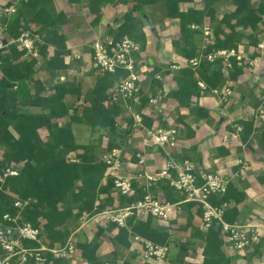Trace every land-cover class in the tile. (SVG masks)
<instances>
[{"label":"trees","instance_id":"obj_1","mask_svg":"<svg viewBox=\"0 0 264 264\" xmlns=\"http://www.w3.org/2000/svg\"><path fill=\"white\" fill-rule=\"evenodd\" d=\"M86 7L94 15L92 23L97 24L101 19V8L106 0H86ZM128 0H115L113 4H127ZM181 0H132L127 11L122 15V21L115 28H107V32L114 33L115 38L127 35L141 46L143 52L146 47L147 37L143 30L144 6L163 2L166 18L179 19V39H172L175 52L181 57L170 63H180V68L171 75L177 88L170 89L167 93L175 100L177 107H187L193 96H200L207 90L219 88L225 82L222 73V59L216 58L213 62L201 60L196 67L188 65V60L195 57L202 45V33L192 25L201 27L205 16L214 23L213 40L202 49L205 54L216 49H238L243 38L249 44L256 45L258 38L255 34L245 36L238 31V27L257 30V25L264 17V0H258L257 5H252L251 0H232L234 9L224 13L217 19L214 15L213 4L217 0H203V9L179 10ZM4 0H0L3 3ZM10 5L9 1L5 2ZM51 6L53 0H26L17 5L16 13L5 20L6 36L4 46L0 48V170L7 166H16L17 174L5 179L0 188V217L8 212L15 214L17 208L13 200L18 198L26 202L20 211L19 221H29L33 225L40 224L44 242L53 246L64 243L70 230L68 223H74L84 216H92L109 208L117 200L115 207H123L136 202L143 194V185L132 181L134 193L130 196L120 194L114 190V177L106 173L107 164L102 156L113 148H124V138L118 139L117 129L123 117L124 108L118 103H109L108 90L112 85V78L106 73H96L92 88L83 93L79 84L68 81H57L49 87L35 77L36 58H27L25 51L18 49L14 40L19 36L21 28L31 29L30 24L36 23L35 32L45 34L43 43L39 45V54L43 59L46 70L65 69L64 55L68 52L65 45V36L58 32L57 27L66 23L65 15L59 12L53 15ZM27 13H29L27 16ZM141 18L140 20L138 18ZM53 45L54 53L48 56L47 47ZM201 52V53H202ZM232 67L228 78L234 80L246 63L238 65L234 57L230 58ZM149 74L153 75L161 69L160 66L149 65ZM169 72V71H167ZM50 73V72H49ZM205 84V89L199 88L197 81ZM162 81L151 78L150 95L155 94V89L160 88ZM50 91L47 93L46 91ZM81 100L79 103L78 101ZM149 96L141 93L136 110H141L148 103ZM25 107V108H23ZM23 108V109H22ZM197 113L208 119V114L203 108H198ZM144 125L151 126L152 119L144 116ZM124 134L127 139L132 134V117L129 116ZM182 123L181 119H178ZM73 123H84L91 132L106 131V139L97 143H77L73 132ZM249 125L251 123H248ZM188 140L194 136L195 131L187 123H183ZM39 129H45L47 136L42 139ZM129 140V139H128ZM190 148H193L192 146ZM136 151L132 152L131 159L136 161ZM176 156H178L176 154ZM180 158V157H178ZM71 159H75L74 161ZM181 160L186 159L185 156ZM160 182V181H159ZM8 186L11 194L4 192ZM164 200L172 203L182 200V196L173 192L172 188L162 181ZM114 193V195H113ZM236 188L230 182L222 200L229 201L233 196L236 199ZM15 197V198H14ZM238 200V199H237ZM236 200V201H237ZM188 207L196 205L187 202ZM196 212L202 215L201 207H196ZM237 214L235 207L227 208L224 220L234 222ZM188 225V223H187ZM114 224L107 227L98 225L91 240L77 241L76 247L86 264H112L117 262V255L111 260H103L98 255L100 237L106 231L115 229ZM221 226L213 221L206 231L196 229V235L201 240V255L199 262L190 261L187 264H229L231 257L222 250L223 239ZM171 232L164 226L156 224L151 217L141 221L131 216L126 225L117 227V232L111 238V243L121 244L126 249L131 245V236L137 235L156 244L169 245ZM29 246H37L32 241H27ZM186 244V243H185ZM185 244H180L176 261L181 264L185 256ZM183 249V251H182ZM136 256L124 257L120 264H131ZM68 260L52 258L45 254L43 264H68ZM110 262V263H109ZM177 263V264H178ZM11 264H19L11 260ZM34 264L33 259L26 263ZM143 264H153L144 262Z\"/></svg>","mask_w":264,"mask_h":264},{"label":"crops","instance_id":"obj_2","mask_svg":"<svg viewBox=\"0 0 264 264\" xmlns=\"http://www.w3.org/2000/svg\"><path fill=\"white\" fill-rule=\"evenodd\" d=\"M72 1L78 2L80 0ZM64 2L65 0H53V5L58 10L57 12H67L68 8L66 9V6L63 5ZM127 2V4L117 3L114 5H110L107 2L102 7V16L97 24L80 26L79 30L72 29L71 27L73 25L69 23H64L57 27L58 32L63 33L65 36V45L68 52L63 58L67 67L65 69L50 71L44 69L42 58L37 60L34 66L35 72L37 74L43 70L46 78L44 82L42 79L40 80L46 87H49L57 81H68L79 84L83 93L93 87L96 73L92 67L90 50H86V45L88 43L90 46V40L97 39L106 33L108 27L115 29L120 24L122 21L121 17L127 11L128 5L132 3V0ZM251 4L257 5L258 0H251ZM203 5V0H181L178 8L183 11L189 8L202 10ZM213 7L214 15L217 19L221 18L224 13L234 9L232 0H217L213 4ZM144 10L145 14L143 17L145 19L142 20L147 43L145 50L142 52V56L149 65H158L162 69L171 61L181 58L175 52V48L171 43L172 39L180 38L179 19L166 18L164 16L165 6L163 2L148 4L144 6ZM117 12L119 13L116 17ZM213 25L214 23L205 16L202 26L212 29ZM68 26L70 27L67 28ZM193 26V28L199 31V28L202 27ZM70 28L72 29L73 35H70L68 32ZM238 31L242 32L245 36L255 34L259 40L254 46L249 44L247 38H243L242 42L238 45L237 53L243 56L242 60L246 64L242 73L236 79L231 80L225 77L224 84L220 86L228 85L232 90V94L227 97L226 101H223L219 95L207 90L200 96H193L189 106L177 107L175 100L167 95L170 89L177 88L175 80L171 78L174 72H170L169 70H166L167 74L158 89L161 90V94L165 93L163 98L165 115L162 117L167 119V122L172 123L178 132L180 153L177 157L181 158V155L182 157L185 156L187 160L191 161L197 167L223 173L229 179L232 187L236 188L239 194H241L239 196L236 193V199L233 196L229 199L228 208L235 207L237 209L234 222L245 223L250 220L260 225V232L262 234L260 240L248 247L244 252L238 253L231 249L226 250L224 247H221L223 252L231 257L229 264H264V120H259L257 117L259 109L262 108L264 110V47L259 46V44L264 43V17L258 23L257 30L238 27ZM41 35L45 36V34ZM204 44V36L202 35L200 49H203ZM54 49L55 47L53 45L47 47L48 56L53 55ZM170 58L171 61L167 62ZM37 68H39L38 71ZM49 74L54 76L53 79L48 77ZM45 82L48 83L46 84ZM143 89L144 91L150 92L151 87L149 82L145 81L143 83ZM154 89L156 92V87ZM46 92L49 93L50 91L48 90ZM81 100L78 102L80 103ZM199 107L207 112L208 119L198 115L197 109ZM134 110H136L135 106ZM144 111L143 117L147 116L152 119L151 125H156L159 122L164 125L168 124L161 119V115H158L154 111H150L149 109ZM173 112L177 118L173 117ZM178 119H181L182 123ZM183 123H187L195 131L191 140H188L186 137ZM248 123L251 124L249 125ZM74 124L76 123H73L72 127ZM72 132L75 137L73 129ZM143 139V133L139 128L132 129L130 139L131 152H126L125 148L122 149V152H124L125 158H128L130 154L132 155L133 151H139L145 157L142 166L148 169H157L163 163L164 156L158 147L151 146L149 148ZM77 143L85 144L84 142L78 141ZM191 146L193 148H190ZM194 157H196V162ZM132 161L134 160L132 159ZM125 168L126 173H128L130 168L132 171V165L131 167L127 165ZM153 191L155 195L161 198L164 197L165 189L162 187V181L153 187ZM180 201L174 202L175 205L170 210L168 220H162L156 223L172 232L171 237L173 239H177L184 232L182 234L185 235V239H189L188 243L192 241L194 244H197L198 242L200 247H196V252H199L200 258L198 257L193 261L199 262L202 258V247L201 240L196 235V229L200 230L201 215L196 212L197 205L188 207L187 202L178 203ZM178 222H183V225H185L184 228L181 226V230H179L180 225H177L179 224ZM116 232L117 230L115 229L104 232L112 234L108 238L111 245V238ZM130 241L131 252L136 254L134 259H138V262L142 264L141 241H137L134 236H131ZM176 244L177 242L175 244L172 242L169 244L168 256L162 264H170L169 255L171 252L178 253L180 247ZM173 245L178 247H173ZM189 248L191 247L187 249ZM107 249L111 250L110 248ZM190 251L192 253L195 252L192 249ZM186 252L185 256L187 254ZM117 257V261H121L125 255L119 254ZM174 262L175 264L178 263L176 260Z\"/></svg>","mask_w":264,"mask_h":264},{"label":"built area","instance_id":"obj_3","mask_svg":"<svg viewBox=\"0 0 264 264\" xmlns=\"http://www.w3.org/2000/svg\"><path fill=\"white\" fill-rule=\"evenodd\" d=\"M9 1L11 4L6 5ZM26 0H4L0 3V48L4 46L3 40L6 36V23L17 11V5ZM192 27H194L192 25ZM204 30V46L212 42L213 31L209 27L202 26ZM4 34V36H2ZM41 38V39H40ZM43 42L41 33L31 29L21 28L19 36L14 40L18 49L25 51L24 56L28 58L41 59L39 54V45ZM264 47V43L259 44ZM199 53L188 60V65L196 67L201 60L213 62L216 58L222 59V73L228 78V72L232 67L230 61L234 57L238 65H242V57L234 49H216L207 53ZM92 67L98 73H106L112 78V85L108 90L110 96L109 103H118L126 109L128 116L132 117V129L139 128L143 133L144 143L150 148L158 147L164 161L157 169H148L142 166L145 157L139 151H136V161H132L131 154L128 158L122 152L124 148H113L102 156L107 164L106 173L114 177V190L120 194L130 196L134 193L132 181L136 180L138 185H143V194L136 202L123 207H113L102 210L94 216L99 217V225L107 227L114 224L117 227L125 226L129 217L144 221L151 217L156 223L158 221L168 220L170 210L174 203L164 200L155 195L153 187L159 181L167 183L177 195L182 196V201L194 202L201 207L202 215L200 219V230L206 231L213 221H217L221 226V235L223 239L222 247L234 252H244L248 247L257 243L262 235L260 225L252 221L245 223L227 222L224 220V213L229 206V201L222 200V196L227 190L229 179L220 171H209L195 166L187 159L181 160L179 155L178 132L172 123L167 122L165 115L164 94L158 88L154 95L144 91L143 83L151 81V78L162 81L166 76V70L176 72L180 65L178 63H168L165 67L150 75L151 68L147 66V61L142 56L141 46L138 42L127 35L115 38L114 33L106 32L102 36L93 40L90 45ZM197 85L205 89V84L198 80ZM212 93L219 95L223 101L232 94L228 85L223 88H214ZM141 93L149 96L148 103L141 111L134 110L135 103ZM145 108V109H144ZM149 109L166 121V125L159 122L156 125L147 127L144 125L143 113ZM259 120H264V110L259 109L257 114ZM125 127L127 125L125 124ZM75 160V159H71ZM132 165L125 172V167ZM129 168V167H128ZM17 174L16 166H7L0 170V188L5 179ZM4 192L11 194L8 186ZM14 196V195H13ZM15 198V197H14ZM26 202L16 198L13 200V206L17 208L15 214L5 212L0 217V264H11V260H16L19 264L26 263L29 259L34 260V264H43L45 254L49 253L52 258H62L74 264L77 260H84L78 255L76 247L77 235L76 229H69L70 233L64 243H56L49 246L44 242L42 223L33 225L29 221H19L20 211ZM85 218L82 217L81 219ZM85 224V221L83 222ZM157 224V223H156ZM6 229H9L7 232ZM134 238L141 241L142 264L152 262L153 264H162L169 253V245L156 244L150 240L143 239L137 235ZM27 241L37 243V246H29ZM81 261L78 263L80 264ZM85 261V260H84ZM86 262V261H85ZM117 261L112 264H120ZM111 264V263H110Z\"/></svg>","mask_w":264,"mask_h":264},{"label":"rangeland","instance_id":"obj_4","mask_svg":"<svg viewBox=\"0 0 264 264\" xmlns=\"http://www.w3.org/2000/svg\"><path fill=\"white\" fill-rule=\"evenodd\" d=\"M114 1L115 0H106V3L109 2L110 5H114L113 4ZM86 3H87L86 0H80L78 2L72 1V0H65V2L63 3V5L66 6V9L67 8L68 9H67V12H64V13L62 12V13L65 15V18H66V21H67L66 23H69V24L73 25L71 27L72 29H78L79 30L80 26L93 25L92 20H93L94 15L88 11V9L86 7ZM51 9H52L53 15H56V14L59 13V12H57L58 10L55 8L54 5H53V7L51 6ZM119 12H117V14L115 15L116 17H117ZM80 13H82V14H80ZM28 14L29 13H27V16H29ZM101 16H102V8H101ZM138 19L140 20L141 18L139 17ZM37 26H36L35 22H32L30 24V28L33 31H36L38 29ZM69 27L70 26H68L67 28H69ZM71 28L68 29V32H69L70 35H73V32H72ZM86 28H88V27H86ZM199 29H200V31H202L201 33L204 36V30L202 28H199ZM79 32H81V31H79ZM43 35H44V33H43ZM2 36H4V34H2ZM92 42H93V40L92 41L90 40L89 44L91 45ZM41 43H43L42 40H41ZM86 46H87L86 50L87 51L90 50V46L88 45V43H87ZM25 57L28 58V56H25ZM168 61H171V58L168 59L167 62ZM38 70H39V68H37V71ZM35 77L39 78V79H42L43 82L45 81V78H46L45 73L43 72V70H41L37 74H35ZM48 77H50V79H53L54 76L49 74ZM45 83L47 84L48 82H45ZM220 88H223V87H220ZM23 108H25V107H23ZM172 115H173V117L177 118V116H176V114L174 112L172 113ZM128 118H129L128 112L126 111V109H124L123 117H122V119H120V123H119L118 129H117L118 132H117L116 135L119 136L118 137L119 140H122L124 138L123 141L125 143L124 144L125 145L124 148L126 149L125 151L130 153L131 152V143H130L131 136H129V138H128L129 140H128L127 137H126L127 135H125L124 132H123L124 129H125V124H127V120L126 119H128ZM72 129H73V131L75 133V138H76V140L78 142L97 143L98 140H101V139L105 140L106 137H107L106 135H104V134H106L105 130H103V129L100 130L99 129L96 132H91L90 129L87 127V125L81 124V123L80 124H78V123L74 124ZM38 131H39V134H40L41 138L45 139L46 136H47L46 130L45 129H39ZM88 131H89V133H88ZM0 154H1V152H0ZM194 159H195V162H196V157H194ZM113 195H114V193H113ZM116 203H117V200L113 201V203L111 205H108L105 208H113V207L116 206L115 205ZM84 220H86L85 224H83ZM98 221H100L99 217H96L94 215L85 216V218L79 219V220H77L76 222H74L72 224H71V222L68 223L67 226L69 227V229L78 228V230L76 232L77 241L78 240L79 241H86V240L88 241V240H91L93 238L94 233L96 231V227L100 224V223H98ZM178 223L179 224H177V225H180V227L178 226L179 230H181L182 227L184 228L185 225H183V222H178ZM186 232H187V230H186ZM192 232H193V230H192ZM182 233H184V232H182ZM182 233L180 234L181 236H179L177 239L176 238L173 239L172 237H170V238H171V242L173 244H175L177 242L178 246H180V244H183V243L185 244V242H186V244H185V252L186 251H188V252H186L187 253L186 256L183 257V260H182L181 264H187L188 262L193 261L194 259H197L198 257L200 258L199 252H196V247H200V246H199L198 242H197V244L196 243L194 244L192 241L190 243H188L189 239H187V238L185 239L184 238L185 235H183ZM110 235H112V234L103 233L101 235V237H100V240H101L100 246L101 247L99 246L100 249L98 248L99 257L101 259H103V260L108 261V260H111L113 258V256H114V253H116V254H118L117 256H119V254H120V255H125L126 258H130V254L132 253L131 252V248L129 247V249H126L125 247H123L119 243H115L114 245H111L110 242H109V239H108V238L111 237ZM178 246L173 245V247H178ZM188 247H191V248L187 249ZM107 248H110L111 250H108ZM190 249L194 250L195 252L192 253L190 251ZM176 257H177L176 253H174V252L170 253V255H169L170 264H175L174 261H175ZM116 258H118V257H116ZM80 261L81 260H77V262L74 263V264H78ZM138 261H139L138 259L137 260L136 259L131 260V264H140V262H138ZM68 264H72V263H70V261H69ZM80 264H86V262L84 260H82Z\"/></svg>","mask_w":264,"mask_h":264},{"label":"water","instance_id":"obj_5","mask_svg":"<svg viewBox=\"0 0 264 264\" xmlns=\"http://www.w3.org/2000/svg\"><path fill=\"white\" fill-rule=\"evenodd\" d=\"M153 31H154V29H152ZM6 231L8 232L9 231V229H6Z\"/></svg>","mask_w":264,"mask_h":264}]
</instances>
